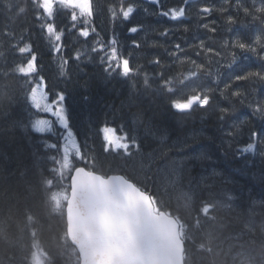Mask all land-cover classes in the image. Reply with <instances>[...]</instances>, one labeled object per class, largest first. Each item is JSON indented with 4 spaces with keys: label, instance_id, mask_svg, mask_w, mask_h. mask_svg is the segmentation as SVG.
<instances>
[{
    "label": "snow or ice",
    "instance_id": "obj_1",
    "mask_svg": "<svg viewBox=\"0 0 264 264\" xmlns=\"http://www.w3.org/2000/svg\"><path fill=\"white\" fill-rule=\"evenodd\" d=\"M151 2L160 4V0ZM188 2L184 0L179 7H161L158 14L173 21L180 20L188 13ZM8 7L14 9L18 16H25L32 10L34 20L46 18L44 23L36 27L54 56L65 51L62 43L65 29L57 28L55 17L59 9L70 10L71 28L67 31L76 30L85 42L93 35L96 37L89 51L99 54V63L108 77L131 79L143 75V86L133 85L135 91L127 102L122 101L119 108L112 106L113 121L106 120L98 130L102 136L104 153L122 151L121 170H135L134 166H138L142 176L134 180L127 174L108 175L111 168L104 169L99 166L98 157L88 156L89 136L85 135L83 144L77 142L64 104L65 93L59 91L55 93V99L49 98L46 78L39 75L38 55L33 45L21 36L17 43L9 44L7 52H0V57L5 58L4 64L0 65V103L5 100L13 103L20 97L25 102L24 111L28 113L27 118L22 115L20 119L12 120L9 126L27 131L30 125L36 132L52 131L53 121L32 119L35 114L30 111L31 107L51 113L63 132L59 138L62 142H44V147L55 150V155L45 157L33 152L37 167L45 160L53 165L47 169L48 177L44 176L41 169L39 189L36 182L29 178L27 169L19 172L18 179L13 183L12 178L16 173L6 172L0 167V243L5 245V251L0 254V264H54V257L35 240V218L31 208L25 209L26 222L23 226L13 229L11 224L21 201L31 199L37 192L49 214L56 213L62 220L63 230L58 237L57 249L58 255L66 258L64 264H201L204 256L197 257V252L206 256H212L214 252L218 255L216 249L225 243L235 264H264V211H256L257 206L264 209V201L253 200L244 209L214 199V194L210 193L209 197L214 202L201 200L202 206L197 212L195 223L190 224L182 212H191L198 192L202 187L211 185H205L208 177L203 175L197 180L189 173L185 178L186 161L207 157L201 154L198 157L174 158L166 163L167 156L176 149V142L164 150L150 148L146 151L148 139H157L158 130H154L149 122L141 136L138 131L141 123L139 114L130 113L132 119L129 125L127 115L123 112L125 107L130 109L139 98L152 92L158 97L169 98V108L181 116H191L198 109H212L223 131L234 108L221 107L218 102L214 106L215 96L218 94L224 101L238 100L251 110V119L231 125L232 131L224 132L226 137H230L226 142L232 148L234 144L242 142L238 137L247 131L250 142L243 148H237L236 154H258L264 166V0H260L259 6L256 0H252L250 5H246L245 0H223L219 7L210 3L200 6L193 13L194 16L203 20L211 13L218 12L221 17L226 16L222 21L223 27L215 20L198 22V29L208 33L204 39L194 36L197 42L191 44L184 39L186 47H182L179 42L153 45L163 47L173 63L164 65L158 58L149 60V64L160 69L152 73H141L140 66L132 67L133 53L129 51L125 55L124 45L116 38L115 29L111 39L107 42L103 40L94 24L98 11L95 0H17L15 4H8ZM135 10L131 3L127 6L122 4L118 11L109 5L113 21L118 16L127 21ZM230 10H234L235 15H228ZM238 24L245 29L256 25L260 28L256 29L254 36L245 39L238 33L231 35ZM140 28L131 26L127 32L135 34ZM170 31L166 28L161 35L167 36ZM183 31L187 33L191 29L185 27ZM221 32L223 35L217 38V33ZM5 35L13 37L12 32ZM209 43H218L227 55L208 46ZM140 47L138 41L130 42V48ZM169 47L174 48V51H168ZM186 50L195 51L206 62L197 63L186 57L180 63L190 61L196 71L166 76V71L179 59L178 54ZM85 54L77 53L75 59L82 61ZM9 56L11 59H8ZM250 58L259 62L261 67L258 70L249 69L243 74L229 77L234 68L243 67ZM68 63L67 59L62 60L59 66L61 76L65 75L64 68ZM226 77H229L228 82L220 88L219 84ZM209 81L215 87H207ZM240 82H244L247 87L233 90ZM3 114L7 116L6 111ZM116 118L121 120L119 129L110 126ZM118 130L121 135H116ZM199 135H203V131ZM158 139L163 146L167 136H159ZM191 147L184 144L180 151ZM210 175L215 177L219 173L213 171ZM53 188L58 190L52 191ZM226 199L233 201L234 197L228 194ZM216 208L235 215H214L212 213ZM257 217H261L258 225ZM241 220L244 223L237 227ZM206 223L211 227L201 234V242L195 244L194 233ZM226 229L232 231L225 235ZM29 232L33 239L30 245H26L24 237ZM257 248L259 252L253 254ZM212 264H215V260Z\"/></svg>",
    "mask_w": 264,
    "mask_h": 264
},
{
    "label": "trees",
    "instance_id": "obj_2",
    "mask_svg": "<svg viewBox=\"0 0 264 264\" xmlns=\"http://www.w3.org/2000/svg\"><path fill=\"white\" fill-rule=\"evenodd\" d=\"M132 2L136 10L125 23H129L131 26L137 25L138 27H143L140 29V32L132 35L124 33L125 37L122 44L124 45L123 51L125 55H127L129 51H132V67L136 68L140 66L141 73L160 71L157 66L148 63L149 60L155 58H158L164 65H172L173 63L172 58L163 47L153 45H172L180 41L179 43H181L182 47H186L183 43L184 39L191 44L195 43L193 39L194 36H199L200 39H204L208 35L204 30H198V22L205 23L210 22L208 20H215L220 22L223 27L222 21L226 19V16L221 17L218 12H214L210 14L211 16L203 20H199L197 16H194V22L190 17L191 23L187 26L180 20L172 22V20L158 14L161 7L164 9L178 7L184 0H160V4L152 3L151 0H132ZM15 3H17V0H0V52H7L9 44L17 43L21 36H23L24 41L31 43L33 45V50L38 55L37 64L39 74L46 78V83L50 92L53 95L56 92L63 91L67 97L66 107L70 117L69 122L73 132L77 135V142L83 144L85 135L89 136L87 141L89 148L88 156L98 157L99 166L104 169L111 168L112 171L108 173H124L134 180L140 178L142 172L139 171L138 166H134L135 170H133V168L121 170L119 166L123 163L120 159L122 151L118 153H104L102 136L98 134V130L104 125L106 120L113 121L112 106L119 108L122 101L127 102L129 96L135 91L133 85L143 86V75L131 79L117 78V76L108 77L104 71V67L99 63V54L90 53L89 51L96 37L93 35L85 42L84 38L78 36L76 30H72L71 32L67 31V29L71 28L70 10L59 9L55 17L54 22L57 27L62 26V28L65 29L62 40V43L65 45V51L60 55L54 56L50 49L46 48V41L36 27L37 24L44 23L46 18L42 17L40 21L34 20V13L32 10H29L25 16H18L14 9L8 7V4ZM209 3L215 4L216 0L192 1V3L190 2L189 4H194L195 9H198L200 6ZM251 3L252 0H245L246 5H250ZM95 4L98 11L97 15L94 17V24L103 40L107 41L111 39L110 36L113 34V29H115V33L117 34L116 37L122 35L120 34V28L123 27L120 23L122 17L118 16L117 20L113 21L109 13V5L114 6L118 11L122 4L124 6L126 5V2L124 0H95ZM220 5L219 2L217 7ZM228 14L235 15V11L231 10ZM161 21L164 23L168 21V28L167 26H163V29H161ZM185 27H188L191 31L185 33L183 31ZM166 28L171 30L169 33V40H166V37H163V39L153 38L159 35L160 32L162 33ZM255 28L259 29L260 26L256 25L254 28L245 29L238 24L234 28L233 35L238 33L245 39H248L254 36L256 31ZM24 29H28V31H23ZM7 32H12L15 38L5 35ZM217 35H223V33ZM132 40L138 41L141 47L138 49L130 48V42ZM209 44H211L210 47L216 49L219 46L218 43ZM172 49L173 48L169 47L168 51H174ZM77 53L87 54L83 55L82 61H78L75 59ZM184 53H186L187 58H190V56H188L190 53L196 55L193 50H186ZM222 53L226 55L224 51ZM197 57L199 56L195 58ZM181 58L182 57H179L175 65L166 71V76L182 73L185 63H180ZM8 59H11V57L9 56ZM64 59H67L69 63L64 68L65 75L61 76L59 66ZM252 60L253 64L250 69L253 67L251 70H255V68L258 70L259 66L257 67V65H259V62L254 59ZM4 62L5 58L0 57V65H3ZM233 70L240 72L239 74H243L244 72L241 68H234ZM233 70L229 74V77L236 74ZM229 77L225 79L228 80ZM225 79L221 82V86L219 85V87H224V83H227ZM207 87H215V85L209 81ZM242 87L246 88L247 85L242 82ZM168 100L169 98L158 97L154 93L148 92L146 95L139 98L136 104L130 109L125 107L123 112L127 115L129 125L132 119L130 113L139 114L141 123L138 131L141 136L144 135L145 125L149 122L154 130H158L157 139H148L145 146L146 151L150 150V148H161V150H164L172 145L173 142H176V149L167 156L166 163L174 158L183 159L188 156L198 157L201 154L207 157L206 159L186 161L185 178H187L189 173L197 180L201 175L206 176L208 179L204 183L205 185H211V187H202L201 191L198 192L195 197L192 211L182 212L185 219L190 224L195 223L197 212L202 206L201 200L209 199L210 202H214L209 197L210 193L214 194V199L223 200L226 203H232L234 207L244 209L249 207L253 200L264 201V179H261V177L264 176V166L261 165L260 156L252 152L244 153L243 155L236 154L237 148H243L250 142L247 131H244V134L238 137L242 142L234 144L232 148H229L226 142L230 137L224 135L225 131H232L231 125H239L241 121L251 119V110L242 106L238 100H222L223 103L220 104H225L229 108H234L232 116L224 124V129L222 131L220 128L221 122L217 119V114L214 113L212 109L198 110L191 116H181L169 108ZM220 100L219 96H215L214 106L215 103H219ZM24 103L25 102L20 97L13 103H9L7 100L0 103V167L6 172L16 173V176L12 178L13 183L18 179L19 172L27 169L29 178L36 182L37 189H39V181L41 179L39 173L41 169H43L44 176L48 177L49 174L47 169L51 168L53 165L45 160L40 167H37L33 152L45 157L55 155V150L45 148L44 142L49 144L62 142L59 138L63 129L58 123H55L56 119L50 116H48L49 119L53 121V130L50 132H36L30 125L27 131L19 127H10L9 125L12 120L20 119L22 115L27 118L28 113L24 111ZM5 111L7 112V116L3 114ZM30 111L35 114L32 119H40L46 116V114L41 113L35 108L30 107ZM207 115H210V117H207ZM111 125L119 129L121 120L116 118ZM90 126L91 132L89 131ZM201 131H203V135L197 136ZM117 132L120 135L122 134L119 130ZM165 135L167 136V141L162 146L158 138L159 136ZM194 139L195 142H193ZM184 144L192 145V147L181 152L180 148ZM213 171L219 173V175L215 177L211 176L210 174ZM56 190L58 189H52V191ZM228 194L234 197L233 201H228L226 199ZM26 208H31L35 218L33 228L36 231L35 240L38 245L54 257V264H64V259L66 258L59 256L57 249L58 237L63 230L60 216L56 213L49 214V211L43 204L42 197L37 192L31 199L27 201L22 200L18 206V210H15V214L11 221L13 229L17 226H23L26 222ZM256 211L260 212L264 211V209L257 206ZM212 214L225 217L235 215V213H227L220 208H216ZM260 219L261 217H257V225ZM243 223L244 220H241L237 227L241 226ZM210 227L211 225L206 223L200 231L194 233L196 237L195 244L201 242V234L206 232ZM229 231H232V229H226L224 234L227 235ZM32 239L29 232L25 234L24 243L30 245ZM194 247L195 246H193V248ZM227 249L228 245L225 243L216 249V252L219 253L218 255L214 252L212 256H206L204 253L197 252L196 256H204L201 264H212L213 260H215V264H235L232 259V254H229ZM4 251L5 245L0 243V254H3ZM258 252L259 248L255 249L253 254Z\"/></svg>",
    "mask_w": 264,
    "mask_h": 264
},
{
    "label": "bare ground",
    "instance_id": "obj_3",
    "mask_svg": "<svg viewBox=\"0 0 264 264\" xmlns=\"http://www.w3.org/2000/svg\"><path fill=\"white\" fill-rule=\"evenodd\" d=\"M214 1V0H213ZM192 3V2H191ZM214 4V3H213ZM189 5V7L192 9V15H191V20L194 22V15H193V13L195 12V5L194 4H188ZM214 5H216V6H218L219 5V2H218V4H214ZM197 19V18H196ZM208 20V19H207ZM210 21V20H209ZM202 22V21H201ZM204 22V21H203ZM165 24H166V22H165ZM195 27H196V25H195ZM222 28V27H221ZM196 29V28H195ZM197 30V29H196ZM181 33V32H180ZM194 33V32H193ZM222 33V32H221ZM221 33H217V34H221ZM231 35H233V33L231 34ZM222 35H217V37H221ZM174 38V37H173ZM177 38V37H176ZM184 38H185V36H184ZM189 38V37H188ZM182 41V40H181ZM192 41V40H191ZM176 42V41H175ZM180 42V41H179ZM194 42H196V41H194ZM184 43V42H183ZM208 46H211V44H209ZM223 49V48H222ZM219 50V49H218ZM224 50V49H223ZM190 56H197V55H194V53H190ZM199 59H200V61L202 62V63H205L206 61H205V58L203 57V56H199L198 57ZM251 63V64H250ZM253 64V60L252 59H250L248 62H247V66H243V67H237V68H241V69H243L244 71L245 70H249L250 69V67H251V65ZM257 64V63H256ZM255 64V65H256ZM259 66V68L261 67V65L259 64V65H257V67ZM256 67V66H255ZM253 68V67H252ZM251 68V69H252ZM255 70H257L256 68H255ZM226 80V82H228V80L227 79H225ZM220 86H221V83L219 84ZM224 86V85H223ZM236 87H240V88H243L242 87V82H240V84H238V85H236V86H234V90H235V88ZM221 88V87H220ZM216 96H219L218 94L216 95ZM219 100V99H218ZM220 103H223L222 102V100H220V102H219V105L221 106V107H227L225 104H220ZM212 114V113H211ZM207 117H210V115H207Z\"/></svg>",
    "mask_w": 264,
    "mask_h": 264
},
{
    "label": "rangeland",
    "instance_id": "obj_4",
    "mask_svg": "<svg viewBox=\"0 0 264 264\" xmlns=\"http://www.w3.org/2000/svg\"><path fill=\"white\" fill-rule=\"evenodd\" d=\"M128 3H131V4H133V2H131V0H127V4ZM127 4L125 5V6H127ZM134 5V4H133ZM228 15H230V14H228ZM208 16H211V15H208ZM209 21V20H208ZM164 22H162V25L164 26V24H163ZM159 25V24H158ZM168 25V24H167ZM221 25V24H220ZM222 27V26H221ZM167 28H168V26H167ZM255 29H258V28H255ZM154 30H155V28H154ZM236 35V34H235ZM235 35H232V36H235ZM217 38H219V37H217ZM196 43V42H195ZM217 49H219V51H221V52H225L226 53V51L225 50H223L222 48H220V46H218L217 47ZM226 55H227V53H226ZM185 56H187L186 55V53H184V56L181 58V60H183V59H185ZM188 56H190V55H188ZM180 60V61H181ZM244 66H247V63L244 65ZM167 98V97H166ZM37 110H39V109H37ZM41 111V110H40ZM41 112H43V111H41ZM43 113H47V112H43ZM48 115H52L51 113H47ZM238 115V114H237ZM237 115H236V117H237ZM37 119H39V118H37ZM41 119H48V118H46V117H42ZM231 170V169H230ZM232 171V170H231Z\"/></svg>",
    "mask_w": 264,
    "mask_h": 264
},
{
    "label": "flooded vegetation",
    "instance_id": "obj_5",
    "mask_svg": "<svg viewBox=\"0 0 264 264\" xmlns=\"http://www.w3.org/2000/svg\"><path fill=\"white\" fill-rule=\"evenodd\" d=\"M214 13V12H213ZM212 20H210V22H211Z\"/></svg>",
    "mask_w": 264,
    "mask_h": 264
}]
</instances>
